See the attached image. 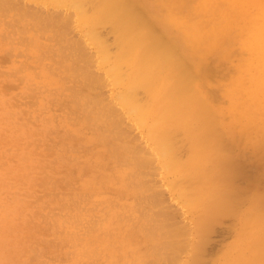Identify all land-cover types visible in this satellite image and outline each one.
I'll list each match as a JSON object with an SVG mask.
<instances>
[{
  "label": "rangeland",
  "instance_id": "374dc122",
  "mask_svg": "<svg viewBox=\"0 0 264 264\" xmlns=\"http://www.w3.org/2000/svg\"><path fill=\"white\" fill-rule=\"evenodd\" d=\"M3 1V6L1 7L6 5L8 9L5 6L4 9L7 11L1 10L2 8L0 7V12L4 11V15H1L2 12L0 13L1 18H3L0 20V256H2L0 257V264H35V262L36 264H88L89 262L90 264H144V261L147 262L146 264H154L155 262V264H264V72H258V68L256 67L257 63L254 60L257 57L252 54L254 49L246 40V34L248 32L246 29L251 24V18L253 16L255 18L260 16L259 11L262 6L258 4L253 6L252 3L256 0H251L252 3L251 1L247 3L235 0L234 2H227L226 4L220 5L218 3L215 5L209 4L208 1L210 0H195L198 4H194L193 0H184L186 3L183 0H179L181 2L179 3L181 4L180 7H182V9H179V5H177L178 0H146L147 3L145 0H128L129 2L132 1L130 3H133L134 7L136 6L135 4L138 5L136 8L139 10H135L138 11L139 15L140 10L145 13L143 15L141 12L143 17L136 13L135 17L149 19L150 26L148 28L155 30L158 37L155 36L153 42L152 40L150 41L151 44L158 42L156 40L161 38L165 41L167 39V42H170L174 46L176 45L175 47L173 46L176 48V50L174 49L175 58L180 54L175 60L178 63V66H176L177 74H181L182 80L187 77V84H185L189 89H186L187 92L191 91V88L192 92H194L193 87L189 86L193 84L196 86L194 88L198 87V90L195 89V91H198L196 92L198 96L201 95L203 97L198 102H195L196 106L190 104L191 108L187 110L188 106H181L180 109V104H177V99L168 101L169 103L176 101V107H174L175 104L174 106L173 104L169 106L167 102L157 103L152 100L153 98H147V95L148 97H152V95L149 94V90H145L144 87L146 85L144 86L142 82L136 85L131 83V81H134V75L138 73L136 72L137 69L134 68L130 60L127 62L124 60V62L122 60H116L115 58L122 49L119 42L120 32L118 27L114 25L115 23L112 20H109L110 23L105 20L102 23H97L98 25L96 22L91 21L98 0H84L83 5L85 6L87 4L86 7L82 5L87 11L83 12L84 17L79 16V13L82 12L80 7L78 9L76 7V10L72 6V1L74 2V0H61V2H59L60 0H34V3L33 0H10L11 3L9 0L7 2L6 0ZM94 1L95 3H93ZM259 1L264 5L263 0ZM236 2L238 5H236ZM187 3L189 4L186 6L185 4ZM92 5L94 9H91L90 6ZM195 5L197 6L196 9L194 8ZM201 5L204 6V9ZM32 6L34 7L33 9ZM16 7L18 9L22 7L19 9L21 11L20 13H17L18 9L16 10ZM25 8H27V11H22ZM28 8L30 9L28 10ZM189 9L192 10L194 16L190 13L191 11ZM30 10L34 11L31 12ZM36 10L40 11L36 13ZM177 10L180 13L178 12L177 14ZM183 11L187 14H184L185 17L187 16L186 18L182 14L184 13ZM187 11H190L191 16L188 15ZM193 11L197 13L194 14ZM23 12V15L27 12L29 16H24V19L21 18L23 15L18 17ZM72 12L75 14H72ZM202 12V15L206 13L205 15L208 17L204 15V18H202ZM70 13L77 17L69 18ZM47 14L52 18L49 20L51 23L55 19L56 25L53 23L50 26H46L52 30L44 27L46 31L42 28L44 32L42 33L41 31V34L40 30L42 29L40 28L39 30L37 25L41 23L39 20L44 19ZM59 15H62L64 21L71 22L70 20H72V27L67 22L62 24L63 20L60 19L62 17ZM214 15L216 16L215 18ZM247 15L249 16L247 17ZM189 16L191 17L190 19ZM163 17L166 20L162 19ZM193 17H196V20ZM15 18L16 20H14ZM58 18V21L61 22H57ZM212 18L215 20L219 18L220 20L218 19V22H216ZM4 19L7 22L13 20L14 25L12 24V26L8 27L7 25L9 24H6ZM191 19L194 23H191ZM188 20L190 21L188 22ZM49 21L47 22L49 23ZM166 21H169L170 26ZM220 21L221 23H219ZM56 22L60 24L57 25ZM195 22H197V25H195ZM23 23L26 24L23 25ZM172 23H175V25ZM41 24H39L40 27H43L46 22L43 23L44 25ZM64 24H67L69 29L67 27L64 28ZM61 25L63 27L61 31L63 32V29L66 30L63 33L60 31L62 34H58L59 31L55 32V30H59ZM81 25L82 27H80ZM21 26L24 27L23 29H25L26 34H24V31L22 34L21 30H19ZM29 26L32 27L30 28ZM52 27L57 28H54L57 36L55 34L53 35ZM94 27L97 28H95L97 30L96 33H100V36L96 35V37L100 38H97V41L94 40L96 39L94 36L96 33L90 34V32H95ZM197 27H200V29ZM229 28L230 30L228 31ZM242 28L244 29L242 30ZM67 29H71L72 36L69 34L70 31L67 32ZM159 30L160 32H157ZM67 33L70 35L69 40ZM49 36H51L52 40H49ZM54 36L58 39V43L60 41L59 39H62L60 36H63V39L58 44ZM184 36H186L187 40ZM204 36L206 37L204 38ZM208 36L210 37L208 38ZM79 38L82 39L79 41ZM116 39L118 42H115ZM77 40L79 43L85 42L84 45H87V49L90 50L84 51L86 47L83 49L84 53L89 52L86 53L87 55L82 54V48L76 47L75 42L78 43ZM69 41L74 42L71 43ZM30 42L32 43L30 44ZM67 43H74L75 47H66L69 46ZM63 45L66 48L64 50L66 54L71 52V50L74 52V48L78 49V51L74 52L76 55L72 56V54H69L70 58H66V54L62 56L61 54L64 51L61 50L59 52V50L62 49L60 46L64 47ZM77 45L79 46V44ZM117 46H120V48ZM58 47L59 50L57 49ZM51 48L53 50L56 48L54 51L59 56L56 54L54 56V51ZM79 50L81 51L79 52ZM108 50L110 52L112 51V53H108V59H111L109 61L105 59V62L102 59H104V55H108ZM175 51L179 53L177 54ZM42 52L46 59L43 58L40 60L39 55L42 58ZM78 53L79 55H83V59L85 58L82 61L79 59L80 63L87 64V68H89L87 70L86 66H83L85 67L84 70H87L84 72H89V75L90 73L92 74V78L88 76L91 83L87 82L89 81L88 78L86 81L85 77H82L85 80L84 82L81 78V70L83 71V69L80 68L78 70L81 74L79 75V79L81 78L82 85L86 82L87 85H92L86 86L88 88L87 90L85 86L82 87H85L87 96L89 92L92 94L89 95L91 98L95 96V101L93 99L92 101L89 96V98L85 97L86 94H84V91H81L77 71L73 68L76 65L75 63L72 64L73 59L69 60L73 57L76 60ZM88 54H91V57L93 54V57H90L92 64L90 63V59H88L89 57H87L89 56ZM110 54L114 56L111 57ZM181 55L183 57H180V59L179 56ZM60 60L64 64L60 63ZM79 61H76L78 63L77 68L82 67L79 66ZM182 61L184 62L183 65ZM120 62H124L121 67L125 65L126 70L124 69L122 71V68V72L120 73L119 69L117 72L120 75L118 73L117 75L120 77L117 79V67L113 68V64L114 67H120ZM59 63L62 65L60 66ZM65 64H67L66 67L64 66ZM71 64L72 68H70ZM129 67L131 68L130 70ZM108 68L109 71L111 68L114 70L112 69L109 73L107 71ZM174 69L175 67H173ZM188 69H190L191 73ZM193 71H196L195 73L197 75ZM101 73L105 76L104 78L101 77ZM75 74H77V78L75 77L77 81L74 79ZM122 75L127 76H124L125 79H123ZM63 76H67L70 80ZM83 76L85 75L83 74ZM99 77L101 81L105 80V82L100 81L103 85L98 83L100 80ZM120 78L123 80H120ZM114 79L122 82H114ZM92 80L95 82H92ZM190 82L191 84H189ZM182 84L174 83L179 88L184 87ZM70 86H74V89L79 88L83 92V95L80 94V91H77L78 94L76 96L80 99L84 97V99L79 100L74 95L73 88H68ZM95 86L98 89H91ZM131 89L137 90L135 91L136 93L132 92L131 94L128 92ZM146 89L148 88L146 87ZM70 90H73V92H70ZM126 91L128 94H126ZM98 92L101 95H98ZM125 94L128 96V99H125ZM135 94V101L133 99L134 97L132 100H129L131 95L135 96ZM96 95L100 97L98 98ZM96 97L102 101V104L107 105L108 103L107 106L110 109L116 110L109 112L111 116L105 112L109 120H106L105 116H102L103 110L105 109L102 107L101 101H99L100 105L94 103L93 107L97 109L93 111L94 109L91 104L97 102ZM181 97L179 98L181 99ZM73 99H75V102H79L78 104L81 105H78L79 107L83 106L82 109L85 108L86 104L84 102L86 101L88 105L90 104V107L87 105L86 110H82L76 105L77 103L75 104L73 102ZM137 99L138 101H136ZM148 99L152 101L151 104H149L150 101ZM124 100L128 101L126 105ZM144 100H147L146 105ZM90 101L91 103H89ZM140 101L145 106L143 104L140 106ZM201 101H204V103L207 102L206 106L209 116L202 108L203 103ZM110 102L112 104L111 106ZM131 102H133V105H131ZM136 102H139L140 107L136 106ZM203 105L205 106V104ZM98 107L102 110L101 115L97 114L100 113ZM89 108L93 112H96V114L91 113ZM110 109L108 108V111ZM132 109L133 112H131ZM160 109L164 112L161 113ZM197 109L199 112H203V114H198ZM88 110L90 112V118L92 117L94 119V117L97 118V115H99L102 123L98 118L95 119V122L93 119L89 121V118L87 119L85 117ZM183 111L189 114L186 113V115L182 113ZM143 114H146V116L142 117V123H144L140 124L141 121L138 117ZM157 114H161L160 117H157ZM181 116L185 117V119H180ZM206 116L210 118L206 119ZM111 119H115L113 121L118 122V127L114 124L116 127L113 128ZM202 119L205 123H203ZM104 120L112 126L105 122L104 125ZM164 121L167 125L170 122L172 124L166 126ZM93 123L98 124L100 128L102 125L105 126L100 131L102 133L106 131L108 137L110 135L111 138H106V133L99 135L100 132L96 130H99V128H97V125H93ZM195 125L198 127L196 128ZM108 127L111 130L114 129V135L117 130L118 134L122 132L119 135L121 137L118 138L116 134L115 138H112L111 133L113 132ZM105 128H108V131ZM175 129L177 130L176 133ZM194 130L196 134L193 133ZM170 131L171 133H167ZM172 131L175 137H172ZM206 131L208 134L212 132L209 136L211 137L210 141H212L210 146L208 145L209 142L207 143L209 137L206 138L208 134L206 137L203 135L207 141L202 136L204 141H206L205 143L200 142V144L197 142V140L203 141L199 133L204 134ZM161 135L166 136V141L171 137L172 140L174 139V142L171 141L174 149L171 148L169 142L171 149L168 152H161L162 149L159 147L161 144ZM105 139L109 140L111 145H109V141H107L109 142L107 144ZM126 141L129 142L126 145L127 147L131 144L134 148H140L138 151L137 149L134 151V148H132V151L145 154V156L143 155L144 158L149 157L148 159L150 161L148 159L145 160V162L148 161L146 162L147 165L145 164L146 166L143 167L142 164L144 161H140L139 159V156L142 157V155L138 154L136 161L139 159L140 163H142L141 165L139 164L141 167L138 169L139 166L137 165L139 162H137V165L135 164V156H132V152L123 150ZM175 142L177 144H175L176 146L173 144ZM112 144H115L116 147H113ZM120 144L123 149L120 148L121 146L117 147ZM196 145H199L200 148L196 147ZM112 147L116 150H113ZM106 149H109L111 152H107ZM147 150L150 151L148 152ZM124 154L129 156L128 161L130 164H128L127 158L125 159L126 161L123 159L125 158V156H122ZM150 157L156 159L154 160ZM214 158L216 159L213 160ZM117 160L122 162L124 160V162L120 164ZM151 164L154 166H151ZM127 167L129 169L135 167V170H127ZM145 167L147 169H144ZM137 169L140 170V174H138L139 171ZM133 171L137 172L134 173ZM122 172H126V174ZM130 174H133L136 179ZM141 181H146L145 184L147 185H141V188H139V182ZM152 187L153 189H150ZM147 192L149 194L152 193L150 195L153 201H151V204L146 200V198L149 199V196L146 197L148 195ZM134 194H137V196ZM139 197H142L144 202ZM137 202L139 204L141 202L140 206L137 205ZM4 207H9L10 209ZM149 208L150 210H148ZM6 211H9L7 212L9 217ZM139 212L143 215H140ZM152 212H157L158 215ZM16 213H18V216ZM77 213L84 214L81 221L75 219ZM10 215H12L13 219H11L12 217ZM156 216L157 219L161 217L160 219L164 220V223L162 220L158 222ZM165 218L168 220L170 226L172 225V229L169 228V224L166 223L167 220L165 221ZM61 219L62 221L60 222ZM8 221L12 225H9ZM139 221H141L140 224ZM75 224L76 226L80 225V228L77 229L79 231L77 235L80 237L89 234L88 231L93 233V247L98 246V248H102L101 251L97 253L94 251V254L91 253L89 255H83L78 252L83 241L78 240L74 242L68 236L73 231V225ZM165 225H168V228ZM113 227L116 232L115 230H111V228L114 229ZM148 228L151 230L149 233ZM115 233L116 235H114ZM163 233L165 237L162 235ZM95 235L100 236L102 239L98 244H96ZM169 235L174 237H169ZM169 241L172 244H168ZM104 242L107 243L105 244ZM161 242L163 245L160 244ZM136 244H139L141 248ZM143 250L146 253L143 254ZM157 253L160 254L158 255ZM36 255L39 257L34 259ZM31 257H33V261Z\"/></svg>",
  "mask_w": 264,
  "mask_h": 264
},
{
  "label": "bare ground",
  "instance_id": "6f19581e",
  "mask_svg": "<svg viewBox=\"0 0 264 264\" xmlns=\"http://www.w3.org/2000/svg\"><path fill=\"white\" fill-rule=\"evenodd\" d=\"M3 1V0H2ZM2 1L0 0V7L1 6H3L2 5ZM24 1V0H23ZM45 1V0H44ZM50 1V0H49ZM57 1V0H56ZM62 1H64V0H62ZM66 1H68V0H66ZM96 1V0H95ZM95 1L93 2V3H95ZM146 1V0H145ZM179 1V0H178ZM184 1V0H183ZM194 1V4H198L197 2H195V0H193ZM235 0H214V1H212V0H210V1H208V3L209 4H211V5H215V4H217L218 3V5H220V4H226L227 2H234ZM239 1V0H238ZM240 1H242V2H247V3H249V1H251V0H240ZM264 1V0H263ZM4 2V1H3ZM6 2H7V0H6ZM9 2H10V0H9ZM18 2V1H17ZM59 2H61V0L59 1ZM59 2H58V4H59ZM75 2V3H74ZM74 2L72 1V6L74 7V9H76V7H77V9H78V7H80V9L82 10V12H81V10H80V12L81 13H79V16H83L84 17V11L85 12H87L85 9H84V7H86L87 6V4L84 6L83 4V2H84V0H74ZM88 2V1H87ZM130 2H132V1H130ZM128 0H98V4H97V7H96V9L94 10V13H93V16L91 17V21L92 22H96V24L97 23H102V22H104L105 20H107L108 22H109V20H112V22H114L115 24V26H117L118 27V29H119V32H120V34H119V42H120V44H121V47H122V49L120 50V52L115 56V58H116V60H122V61H128V60H130L131 62H132V64H133V66H134V68L135 69H137L136 70V72H138L137 74H135L134 75V81H131V83L133 84V85H136V84H140V82H142L143 83V85L145 86L146 85V87L148 88V89H146V87H144L145 88V90H149V94H151L152 95V97H148V95H147V98H150V99H152V100H154L155 102H157V103H159V102H167L168 103V105L170 106V104L172 105L173 104V106H174V104H175V106L174 107H176V101H174L173 103L172 102H168V101H172V100H175V99H177V104L180 106V109H181V106H184V107H186V106H188V109L187 110H189V108H191V106H190V104L191 105H195L196 103L195 102H198L199 100H200V98L202 97L201 95L200 96H198V94L196 93V92H198V91H195V89H197V88H194V87H196L195 85H193V84H191V82L189 83V84H191V85H189L190 87H193V89H194V92H192V88H191V91H188L187 92V90H189L188 89V87H186L185 86V84H187V80H186V78L187 77H185V79H181L182 78V76H180L181 74H177V71H176V66H178V63H177V61H175L176 60V58L178 57V55H180V54H178L176 51V53L178 54L177 55V57L175 58V56H174V49L176 50V48H174L175 46L173 45V44H171L170 42H167L168 40L166 39V41L165 40H162L161 38H159V40H156V41H158V42H155V43H153V44H151V40H152V42H153V38H155V36H157V34H156V32H155V30H152V29H150V28H148V26H150L149 25V19L148 20H146V19H144V18H136L135 17V15H136V13L138 14V11L137 10H139V9H137L136 7L138 6L137 4H135L136 6L134 7V5H133V3L131 4ZM166 2V1H165ZM11 3V2H10ZM30 3V2H29ZM33 3H34V0H33ZM74 3V4H73ZM86 3V2H85ZM89 3H90V1H89ZM89 3H88V5H89ZM92 3V4H93ZM146 3H147V1H146ZM166 3H168V2H166ZM179 3H181L180 1L177 3V5H179V9L181 8L182 9V7H180V5L181 4H179ZM184 3H186V1H184ZM184 3H183V5H184ZM202 3V2H201ZM251 3H252V1H251ZM8 4V3H7ZM12 4H13V2H12ZM15 4V3H14ZM46 4V3H45ZM44 4V5H45ZM76 4V5H75ZM142 4H145V3H142ZM189 3H187V4H185L186 6L188 5ZM193 4V5H194ZM203 4V3H202ZM243 4V3H242ZM261 5L262 7L260 8V11H259V15L260 16H258L257 18H255L254 16L251 18V24L248 26V29H246V31H248L247 32V34H246V40L250 43V45L253 47V53L252 54H254L257 58L256 59H254L255 61H256V67L258 68L257 70H258V72H264V5H263V3L261 2V1H259V0H256V1H254L253 3H252V5L254 6V5ZM24 5V4H23ZM33 5V4H32ZM49 5H50V3H49ZM55 5H56V3H55ZM84 7H83V6ZM91 5V4H90ZM165 5H169V4H165ZM176 5V6H177ZM236 5H238L237 4V2H236ZM235 5V6H236ZM244 5V4H243ZM6 5H4V7H5ZM29 6V5H28ZM28 6H26V7H28ZM59 6V5H58ZM65 6V5H64ZM71 6V7H72ZM95 6V5H94ZM202 6V5H201ZM250 6H251V4H250ZM4 7H1L0 9L1 10H6V9H4ZM30 7V6H29ZM43 7V6H42ZM91 7V9H94V8H92L93 7V5L92 6H90ZM89 7V8H90ZM204 6H202V8H203ZM221 7V6H220ZM226 7V6H225ZM228 7V6H227ZM249 7V6H248ZM6 8L8 9V7L6 6ZM12 8V7H11ZM20 8H22V7H19V9ZM23 8H24V6H23ZM31 8V7H30ZM30 8H28V10L30 9ZM34 7L32 6V9H33ZM44 8H45V6H44ZM60 8V7H59ZM139 8V7H138ZM147 8V7H146ZM177 8V7H176ZM194 8L196 9L197 8V6L195 5L194 6ZM193 8V9H194ZM18 8L16 7V10H17ZM18 9V12L17 13H20L21 11ZM39 9V8H38ZM76 9V10H77ZM135 9H137V10H135ZM187 9H188V7H187ZM191 9V8H190ZM189 9V10H190ZM204 9V8H203ZM206 9V8H205ZM210 9V8H209ZM208 9V10H209ZM212 9V8H211ZM227 9V8H226ZM251 9V8H250ZM10 10V9H9ZM15 10V9H14ZM40 10H41V7H40ZM40 10H36V13L38 12V11H40ZM56 10V9H55ZM55 10H54V12H55ZM65 10V9H64ZM63 10V11H64ZM72 10V9H71ZM165 10H166V8H165ZM168 10V9H167ZM228 10V9H227ZM234 10V9H233ZM243 11H244V9H242ZM7 11V10H6ZM11 11V10H10ZM22 11H27V8H25V10L23 9ZM31 11V10H30ZM32 11H34V10H32ZM31 11V12H32ZM58 11V10H57ZM68 11V10H67ZM74 11V10H73ZM91 12H92V10H90ZM89 11V12H90ZM141 12H142V10H140ZM151 11V10H150ZM191 11V12H190ZM189 12L192 14V10H190ZM217 11H218V9H217ZM217 11H215V12H217ZM2 12V11H1ZM0 12V13H1ZM4 12V11H3ZM1 13V15L3 14L4 15V13ZM30 12V13H31ZM60 12H61V10H60ZM88 12V13H89ZM141 12H139L140 13V15L142 16V14H141ZM178 12H179V10H177V14H178ZM182 12V11H181ZM184 13H182L183 14V16H184V14L185 15H187L186 13H185V11H183ZM188 11H187V13H188V15H190V13H189ZM214 12V13H215ZM252 12V11H251ZM42 13H43V9H42ZM49 13V12H48ZM88 13H86V14H88ZM143 13V12H142ZM180 13V12H179ZM193 13L194 14H196L195 13V11H193ZM218 13V12H217ZM216 13V14H217ZM232 13H233V11H232ZM24 14V12L23 13H21L20 15H18V17L19 16H22ZM35 14V13H34ZM33 14V15H34ZM40 14V13H39ZM52 14H53V11H52ZM57 13L55 12V15H56ZM72 14H75L74 12H72ZM71 13H70V15H69V18L70 17H73L74 18V16H76V15H72ZM145 13H143V15H144ZM203 14V12L201 13V15ZM206 14V13H205ZM204 14V15H205ZM223 14V13H222ZM26 15H27V12H26V14L25 15H23L21 18H23L24 19V16L26 17ZM50 15V14H49ZM139 15V14H138ZM139 15V16H140ZM180 15V14H179ZM193 15V14H192ZM198 15H199V12H198ZM204 15H202L201 17L202 18H204L203 16ZM209 15V14H208ZM240 15H241V13H240ZM239 14H238V16H240ZM254 15V14H253ZM27 16H29V15H27ZM35 16V15H34ZM43 16H45L44 14H43ZM57 16V15H56ZM56 16H55V18H56ZM60 17H62V15H59ZM87 16V15H86ZM165 16V15H164ZM170 16H172V15H170ZM183 16H181V17H183ZM191 16V15H190ZM189 16V19L191 18ZM194 16V15H193ZM218 16V15H217ZM220 16V15H219ZM223 16H224V14H223ZM223 16H222V19H223ZM228 16V15H227ZM249 15H247V17H248ZM33 17V16H32ZM77 17V16H76ZM143 17V16H142ZM174 17V16H173ZM185 17V16H184ZM187 17V16H186ZM185 17V18H186ZM200 17V16H199ZM198 17V18H199ZM200 17V18H201ZM205 17H208L207 15H205ZM210 17V16H209ZM216 16L214 15V18H215ZM230 17H231V15H230ZM9 18V17H8ZM38 18V17H37ZM54 18V17H53ZM146 18H147V16H146ZM148 18H149V16H148ZM194 18V17H193ZM196 18V17H195ZM194 18V19H195ZM197 18V20H199ZM214 18H212V20L214 19ZM228 18V17H227ZM245 18V17H244ZM243 18V19H244ZM1 19H3V18H1V16H0V20ZM26 19V18H25ZM44 19H46L47 21H49L50 19H52V18H50L49 16H48V14H47V16L46 17H44ZM44 19H40L39 21L42 23H45L46 22V24H49V25H44L43 23V27L41 26L40 27V25L39 24H41V23H38V25H37V27H38V29L40 30V28L42 29V28H44V27H46V26H50V25H52L53 23H54V25H56L55 24V19L52 21V23H51V21H49V23L45 20V22H44ZM61 20H63L64 18L62 17V18H60ZM162 19H165L164 17L162 18ZM205 19H207V18H205ZM210 19V18H209ZM219 18H217L215 21L216 22H218L217 20H218ZM5 20V19H4ZM14 20H16V18L14 19ZM42 20V21H41ZM59 20V18L57 19V22H61V21H58ZM70 20V19H69ZM166 20V19H165ZM179 20V19H178ZM181 20V19H180ZM196 20V19H195ZM211 20V21H212ZM220 20V19H219ZM229 20H231V19H229ZM13 21V20H12ZM12 21H6L5 20V23L6 24H9V25H7L8 27H10V26H12V24L14 25V22H12ZM71 22H72V20H70ZM161 21V20H160ZM175 21V20H174ZM177 21V20H176ZM175 21V22H176ZM186 21V20H185ZM190 20H188V22H189ZM248 21V20H247ZM246 21V22H247ZM36 22V21H35ZM56 22V23H57ZM65 22H67L68 23V25L70 26L71 25V22H69V21H64L63 20V22H62V24L63 23H65ZM169 22V21H168ZM167 21H166V23L167 24H169V26H170V23H168ZM172 22V21H171ZM178 22V21H177ZM187 22V21H186ZM198 22V21H197ZM197 22H195V25H197L196 23ZM202 22V21H201ZM233 22V21H232ZM231 22V23H232ZM243 22V21H242ZM30 23V22H29ZM70 23V24H69ZM85 23V22H84ZM110 23V22H109ZM178 23H180V22H178ZM191 23H194V22H192V19H191ZM215 23V22H214ZM219 23H221V21L219 22ZM2 24V23H1ZM26 24V23H25ZM24 23H23V25H25ZM34 24V23H33ZM41 24V25H42ZM60 24V23H59ZM58 23H57V25H59ZM172 24H174L175 25V23H172ZM171 24V25H172ZM186 24V23H185ZM188 24V23H187ZM5 25V24H4ZM4 25H3V28H4ZM53 25V26H54ZM84 25V24H83ZM90 25V24H89ZM98 25V24H97ZM154 25V24H153ZM178 25H180V24H178ZM212 25V24H211ZM104 26V25H103ZM113 26V25H112ZM115 26H113V27H115ZM185 26V25H184ZM194 26V25H193ZM203 26V25H202ZM243 26H245L244 24H243ZM22 27V26H21ZM19 27V30H21V33L23 34V31H24V34H26V32H25V29H23L24 27ZM26 27V26H25ZM30 27V26H29ZM32 27V26H31ZM30 27V28H31ZM56 27H58V26H56ZM61 27V28H60ZM59 27V30H55V32H57V31H59V33L58 34H62L63 32H64V30H66V29H63V32L61 31V29L64 27V28H68V26H67V24L65 25H63V27H62V25ZM71 27H72V25H71ZM80 27H82V25L80 26ZM163 27V26H162ZM175 27V26H174ZM174 27H172L173 28V30H175V28ZM188 27V26H187ZM240 27H241V24H240ZM7 28V27H6ZM13 28V27H12ZM49 29V27H46V29ZM53 28V27H52ZM55 28V27H54ZM54 28H53V35L55 34L56 36H57V33H55L54 32ZM95 28L96 27H94V30H95ZM101 28V27H100ZM148 28V29H147ZM165 28H167V27H165ZM178 28V27H177ZM197 28H199L200 29V27H197ZM196 28V29H197ZM231 28V27H230ZM230 28L228 29V31L230 30ZM247 28V27H246ZM45 28H44V30H46ZM51 29V28H50ZM49 29V30H50ZM55 29H57V28H55ZM69 29V28H68ZM67 29V30H68ZM97 29V28H96ZM117 29V30H118ZM158 29V28H157ZM168 29V28H167ZM191 29H193V28H191ZM203 29V28H202ZM209 29V28H208ZM219 29V28H218ZM244 28H242V30H243ZM28 30V29H27ZM26 30V31H27ZM44 30L42 29V30H40V33H41V31H42V33L44 32ZM52 30V29H51ZM71 30V29H70ZM70 30H68L67 32H69ZM93 30V29H92ZM98 30H100V29H98ZM114 30H116L115 28H114ZM113 30V31H114ZM13 31V30H12ZM47 31V30H46ZM62 33H61V32ZM96 31L97 30H95V32L93 31L92 33L90 32V34H93V33H96ZM181 31V30H180ZM185 31V30H184ZM187 31V30H186ZM192 31H194V30H192ZM197 31H199V30H197ZM217 31V30H216ZM227 31V30H226ZM52 32V31H51ZM88 32V31H87ZM86 32V33H87ZM157 32H160V30L159 31H157ZM188 32V31H187ZM202 32H204V31H202ZM224 32V31H223ZM223 32H221L222 34H223ZM19 33H20V31H19ZM36 33V32H35ZM41 33V34H42ZM85 33V34H86ZM116 33V32H115ZM206 33V32H205ZM15 34V33H14ZM21 34V35H22ZM69 34L72 36V32L70 31L69 32ZM68 33H67V35H69ZM100 34V33H99ZM99 34H95L94 36L96 37V35L98 36ZM160 34V33H159ZM183 34H185V33H183ZM189 34H191V33H189ZM212 34H213V32H212ZM227 34V33H226ZM70 35H69V37H68V40L70 39ZM87 35H88V33H87ZM202 35V34H201ZM205 35V34H204ZM218 35H220V34H218ZM56 36H54L55 38H56ZM75 36V35H74ZM73 36V37H74ZM100 36V35H99ZM117 36V35H116ZM188 36H190V35H188ZM2 37H3V35H2ZM21 37V36H20ZM50 38H49V40H52L51 39V36H49ZM64 37H66L65 35H64ZM91 37H92V35H91ZM90 37V38H91ZM158 37V36H157ZM185 37V39H186V36H184ZM193 37V36H192ZM202 37V36H201ZM206 36H204V38H205ZM210 36H208V38H209ZM4 38V37H3ZM6 38V37H5ZM54 38V39H55ZM60 38H62L63 39V36L61 37L60 36ZM97 38L98 37H96V39H94V40H96L97 41ZM103 38V37H102ZM188 38V37H187ZM199 38V37H198ZM222 38V37H221ZM220 38V39H221ZM25 39V38H24ZM57 39V38H56ZM62 39H59L60 41L62 40ZM82 39V38H81ZM80 38H79V41L81 40ZM89 39V38H88ZM92 39V40H93ZM98 39H100V38H98ZM164 39V38H163ZM189 39V38H188ZM193 39V38H192ZM26 40V39H25ZM71 40H72V38H71ZM93 40V41H94ZM187 40V39H186ZM194 40V39H193ZM213 40V39H212ZM24 41V40H23ZM60 41H59V43H60ZM79 41L77 40V42L78 43H76L75 42V44H76V47H79L80 49L82 48V51L81 50H79V52L81 51L82 52V54L84 55H87L86 53H89V52H86V53H84L83 52V49H84V51L86 50V51H90V50H88L87 49V45L85 46L84 45V43L85 42H81V43H79ZM118 42V40L116 39L115 40V42ZM190 41H191V39H190ZM197 41V40H196ZM220 41V40H219ZM29 42V41H28ZM69 42H71V41H69ZM72 42H74V41H72ZM71 42V43H72ZM95 42V41H94ZM172 42H173V40H172ZM221 42H222V40H221ZM220 42V43H221ZM32 42H30V44H31ZM57 43H58V39H57ZM58 43V44H59ZM105 43V42H104ZM200 43V42H199ZM75 44L73 43V44H68L67 43V45H69V46H66V47H71V46H74L75 47ZM77 44H79V46L77 45ZM82 44V46L80 47V45ZM94 44V43H93ZM95 44H96V42H95ZM94 44V45H95ZM99 45V44H98ZM116 45V44H115ZM118 45V44H117ZM249 45V46H250ZM64 46V45H63ZM174 46V47H173ZM105 47V46H104ZM118 48H120V46H117ZM27 48V47H26ZM60 48H62V49H60L59 50V47L57 48L58 50H59V52L62 50V51H64V50H66V48H65V46L64 47H62V46H60ZM68 49V48H67ZM75 49V51L74 52H76V51H78V49H76V48H74ZM249 49V48H248ZM51 50H53V48H51ZM54 50H56V48L54 49ZM53 50V51H54ZM57 50V51H58ZM70 50V49H69ZM178 50V49H177ZM250 50V49H249ZM43 51V50H42ZM47 52V51H46ZM65 52V53H64ZM64 52H62V56H65V55H63V54H66V51H64ZM74 52L71 50V52H69L68 54H66V58H70L69 57V54H72V56L73 55H76V54H74ZM98 52L100 53V51L98 50ZM101 52H103V51H101ZM106 52V51H105ZM114 52H116V50H114ZM104 53V52H103ZM108 53H112V51L110 52L109 50H108V52H107V54ZM37 54H38V52H37ZM42 54H43V52H42ZM54 56H55V54H56V52L54 51ZM96 54V53H95ZM51 55H52V52H51ZM57 55V54H56ZM83 55H79V53L77 54V58H76V60H75V58L73 57V58H71V59H69V60H72L73 62H72V64L73 63H75V65H76V67H74L73 66V68H75V70L77 71V74H78V76H77V74H75V76H74V79H75V77L77 76L78 77V81H80V83H79V85L81 84V78L83 77H85V80L87 81V78H88V80L89 81H87V82H89V83H91L90 81V79H89V77H91L92 78V74L90 73V75H89V72H84V71H87L89 68H87V64H81L80 63V61H82V60H84L83 59ZM89 56H87V57H89L88 59H90V55L91 54H88ZM111 55V54H110ZM53 56V55H52ZM57 56H59V55H57ZM106 55H104V59H102V60H104L105 62H106V60L105 59H107L108 61L111 59V58H109L108 59V57H109V54L105 57ZM114 56V55H113ZM112 55H111V57H113ZM251 57L253 56V55H250ZM249 56V57H250ZM37 57H38V55H37ZM47 57H49V56H47ZM51 57V56H50ZM80 57V58H79ZM92 57H93V54H92ZM91 57V58H92ZM182 58L183 56L181 55V56H179V58ZM254 57V56H253ZM43 58H45L46 59V57H44V54H43V56H42V58L40 57V55H39V59L41 60V59H43ZM52 58V57H51ZM54 58V57H53ZM180 58V59H181ZM44 59V60H45ZM50 59V58H49ZM55 59V58H54ZM62 59V58H61ZM79 59H80V61H79ZM63 60V59H62ZM66 60H68V59H66ZM92 59H90V63L92 62L91 61ZM253 60V59H252ZM57 61V60H56ZM55 61V62H56ZM61 61V60H60ZM64 61V60H63ZM63 61H61L60 63H62V64H64V62ZM76 61H79V66H82V67H79V68H77V64L78 63H76ZM89 61V60H88ZM124 61V62H125ZM178 61H179V59H178ZM185 61V60H184ZM191 61V60H190ZM67 62V61H66ZM84 62V61H83ZM115 62V61H114ZM114 62H112V63H114ZM124 62H122V63H124ZM58 63V62H57ZM59 63V64H60ZM85 63V62H84ZM87 63V62H86ZM104 63V62H103ZM110 63V62H109ZM121 63V62H120ZM122 63L120 64V67L119 66H115L114 67V64H113V68H116L117 67V69H116V78L118 79L120 76H118V75H120V73L125 69V65H123V67H121L122 66ZM183 61H182V65H183ZM187 63V62H186ZM185 63V64H186ZM24 64V63H23ZM54 64V63H53ZM62 64H60V66L62 65ZM72 64L70 65L71 67L70 68H72ZM92 64V63H91ZM93 64H94V62H93ZM119 64V63H118ZM177 64V65H176ZM26 65V64H25ZM66 65L67 64H65L64 66L66 67ZM95 65V64H94ZM187 65V64H186ZM56 66V65H55ZM83 66H86V68H87V70H84V68L85 67H83ZM127 66H129V65H127ZM64 67V68H65ZM173 67H175V69L173 70ZM19 68H21V67H19ZM26 68V67H25ZM50 68V67H49ZM80 68L81 69H83V71L81 70V74H82V76H81V78L79 79V75H81L80 74V72H78V70H80ZM113 68H111L110 69V71L113 69ZM123 68V69H122ZM126 68H128V67H126ZM191 68V67H190ZM68 69V68H67ZM66 69V70H67ZM119 69H120V73H118L117 71H119ZM121 69H122V71H121ZM131 68L129 67V70H130ZM52 70V69H51ZM73 70V69H72ZM93 70V69H92ZM114 70V69H113ZM126 70V69H125ZM179 70V69H178ZM189 70V72H190V69H188ZM194 70V69H193ZM47 71H48V69H47ZM69 71H70V69H69ZM107 71H109V68H108V70ZM110 71H109V73H110ZM185 71H186V69H185ZM19 72V71H18ZM54 72V71H53ZM92 72V71H91ZM96 72V71H95ZM94 72V73H95ZM114 72V71H113ZM189 72H187V73H189ZM196 72V71H195ZM194 71H193V73H195ZM36 73V72H35ZM51 73V72H50ZM66 73H67V71H66ZM72 73V72H71ZM74 73H75V71H74ZM115 73V72H114ZM117 73H118V75H117ZM127 73V72H126ZM125 73V74H126ZM165 73V74H164ZM191 73V72H190ZM40 74V73H39ZM83 74L85 75V76H83ZM102 74V76L101 77H105V76H103V73H101ZM196 74V73H195ZM256 74H258V73H256ZM72 75H74V74H72ZM98 75H100V74H98ZM197 75V74H196ZM25 76V75H24ZM70 76V75H69ZM89 76V77H88ZM115 76V75H114ZM124 76L126 77L127 75H122V77H123V79H125L124 78ZM187 76V75H186ZM190 76V75H189ZM47 77V76H46ZM50 77V76H49ZM63 77H65V78H68L67 76H63ZM76 77V78H77ZM98 77V76H97ZM96 77V79H98ZM194 77V76H193ZM82 78V80H84ZM184 78V77H183ZM24 79V78H23ZM69 80H70V78H68ZM74 79H73V81H74ZM99 79H100V77H99ZM117 79H114V82H116V81H119V80H117ZM122 78H120V80H121ZM122 79V80H123ZM251 79V78H250ZM63 80V79H62ZM76 81H77V79H75ZM85 80H84V82H85ZM94 80V79H93ZM92 80V82H95V81H93ZM190 80V79H189ZM67 81V80H66ZM75 81V82H76ZM97 81V80H96ZM101 79L99 80V82L98 83H101V82H105V80H103V81H101ZM249 81V80H248ZM247 81V82H248ZM253 81V80H252ZM68 82V81H67ZM72 82V81H71ZM84 82H82V83H84ZM87 82L86 83H84V85H82L81 84V87H80V89H82L81 91H84V94H86L87 92H86V90L88 89L86 86H92V85H90V84H88L87 85ZM120 82V81H119ZM122 82V81H121ZM120 82V83H121ZM189 82V81H188ZM195 82V81H194ZM174 83H176V84H178V83H183L182 85L185 87H181V88H179V87H176L175 85H174ZM74 84H76V83H74ZM86 84V85H85ZM93 84H97V83H93ZM102 84V83H101ZM174 86H173V85ZM195 84H196V82H195ZM78 85V84H77ZM103 85V84H102ZM193 85V86H192ZM198 85V84H197ZM248 85V84H247ZM250 85V84H249ZM67 86V85H66ZM74 86H76V85H74ZM74 86H70V87H68V88H73ZM82 86H85L86 87V90L82 87ZM94 86V85H93ZM98 86V85H97ZM178 86H180V85H178ZM252 86V85H251ZM101 87V86H100ZM189 87V88H190ZM264 87V86H263ZM135 88V87H134ZM80 89L78 88V89H74L73 88V90H74V95L76 96L78 93H77V91L79 92L80 91ZM90 89V88H89ZM91 89H98V88H96V86L94 87V88H91ZM101 89V88H100ZM126 89V88H125ZM137 89V88H136ZM187 89V90H186ZM256 89V88H255ZM262 89V88H261ZM73 90H70V92L72 91L73 92ZM133 90V91H132ZM198 90V89H197ZM45 91V90H44ZM80 91V94H82L83 95V92H81ZM135 91H137V90H134V89H131V91H128V92H130L131 94H132V92H134V93H136ZM263 91V90H262ZM95 92V91H94ZM128 92L126 91V94H128ZM259 92H261V91H259ZM130 93H129V95H130ZM188 93H190V94H188ZM100 94V92H98V95ZM125 94V95H126ZM146 94H147V92H146ZM199 94H200V92H199ZM73 95V94H72ZM73 95V97H75ZM89 95H92L90 92H89ZM88 95V96H89ZM98 95H96L98 98L100 97V96H98ZM101 95V94H100ZM87 96V94L85 95V97H88ZM182 96V97H181ZM77 98H78V96H76ZM82 97V96H81ZM90 97V96H89ZM88 97V98H89ZM96 97V101L97 102H93L91 105H92V107L94 106V103L96 104V103H98V105H100L99 104V101H101V100H99L98 98ZM127 97V98H126ZM126 97H125V99H128V96L126 95ZM130 97V96H129ZM134 97V98H133ZM135 97H136V94H135V96L134 95H131V98H129V100H132V98L134 99V101H135ZM179 97H181V99L179 98ZM83 99H84V97H82ZM81 98V99H82ZM91 98V97H90ZM95 96H93L92 98H91V100L93 99L94 101H95ZM102 98V97H101ZM146 98V99H147ZM203 98V97H202ZM201 98V99H202ZM79 100H81L80 98H78ZM98 99V100H97ZM104 99V98H103ZM106 99V98H105ZM179 99H180V101H179ZM206 99V98H205ZM256 100H258L257 98H255ZM88 100V99H87ZM92 100V101H93ZM149 100V99H148ZM71 101V100H70ZM104 101V100H103ZM125 101V100H124ZM136 101H138V99L136 100ZM147 100H144V102H145V105L147 104V102H146ZM150 101V100H149ZM73 102L76 104L77 102H75V99H73ZM128 101L126 100L125 101V105H126V103H127ZM151 102L152 101H150V103L149 104H151ZM203 104H205V106L202 104V108L205 110V112H206V114L209 116V113H207V106H206V103L207 102H205L204 103V101H201ZM200 102V103H201ZM79 103V102H78ZM76 104L77 106L79 105V106H81L80 104ZM85 104H86V106H85V108L87 107V105H88V103H87V101L86 102H84ZM83 103V104H84ZM89 103H91V101L89 102ZM133 102H131V105H133L132 104ZM199 103V105H201ZM104 104V103H103ZM102 104V101H101V105H102V107L106 110H103V114L101 113V109L98 107V110H100L99 112L100 113H97V114H102V116H105V118H106V120H109V118L107 117L108 115L107 114H109V112L111 111H114L115 109H110V107H108L107 105H108V103H107V105H103ZM129 104V103H128ZM136 104V106H138V107H140L142 104H143V106H145L144 105V103L142 102L141 103V101H140V106H139V102H136L135 103ZM97 105V104H96ZM112 104H111V102H110V106H111ZM130 105V106H131ZM165 105V104H164ZM199 105H198V108H199ZM66 106V105H65ZM78 106V107H79ZM89 107H90V104L88 105ZM104 106H107V107H104ZM150 106V105H149ZM196 106V105H195ZM77 107V108H78ZM83 107V106H82ZM82 107H79V108H81L82 109ZM101 107V108H102ZM115 107V106H114ZM201 107V106H200ZM85 108H83L82 110H84ZM95 107H93V109H94ZM108 108L110 109L109 111H108ZM146 108V107H145ZM160 108V107H159ZM165 108V107H164ZM201 108V109H202ZM97 109V108H96ZM96 109H94L93 111H96ZM138 109V108H137ZM147 109H148V106H147ZM158 109V108H157ZM163 109V108H162ZM174 109V108H173ZM193 109H195V108H193ZM86 110V109H85ZM89 110H91V113H95L96 114V112H93L92 111V109H90L89 108ZM89 110H88V113H87V115H85V117L89 120V121H91L93 118L91 117L90 118V112H89ZM135 110V109H134ZM141 110V109H140ZM149 110V109H148ZM161 110V109H160ZM159 110V111H160ZM164 110V109H163ZM163 110H161L160 112L162 113V112H164ZM178 111H179V109H177ZM186 110V111H187ZM210 110V109H209ZM116 111V110H115ZM136 111V110H135ZM154 111V110H153ZM156 111V110H155ZM196 111H198V109L196 110ZM195 111V112H196ZM79 112H80V109H79ZM83 112H85V111H83ZM82 112V114H84ZM98 112V111H97ZM105 112H107V114L105 113ZM118 112V111H117ZM131 112H133V109H132V111ZM190 112H192V111H190ZM77 113V112H76ZM120 113V112H119ZM149 113V112H148ZM182 113H184V114H186L187 112H185V111H183ZM197 113V112H196ZM187 114H189V113H187ZM186 114V115H187ZM198 114H203V112H199L198 111ZM92 115V114H91ZM110 116H111V114H109ZM136 115V114H135ZM153 115V114H152ZM160 115L161 114H157V117H160ZM119 116V115H118ZM141 116V117H140ZM139 117H138V119L141 121V123L140 124H143L142 123V117L143 116H146V114H143V115H140ZM151 116V115H150ZM80 117V116H79ZM84 117V116H83ZM113 117H114V115H113ZM155 117V116H154ZM97 118L100 120V116L99 115H97ZM97 118H95L94 117V119H93V121L95 122L96 120L95 119H97ZM108 118V119H107ZM122 118V117H121ZM145 118V117H144ZM152 118V117H151ZM202 118H203V116H202ZM210 118V117H209ZM209 118H207V116H206V119H209ZM119 119V118H118ZM137 119V118H136ZM152 119H154V118H152ZM159 119V118H158ZM180 119H185V117H180ZM204 119H205V117H204ZM87 120V121H88ZM113 120H115V119H111V123H113V128L114 127H118V122L117 121H113ZM123 120V119H122ZM156 120V119H155ZM101 121V120H100ZM121 121V120H120ZM124 121V120H123ZM151 121V120H150ZM149 121V122H150ZM176 121V120H175ZM174 121V122H175ZM202 121H203V123H205L204 122V120L202 119ZM105 120L103 121V124L105 125V123H108V122H105ZM165 122V121H164ZM177 122V121H176ZM86 123V122H85ZM101 123H102V121H101ZM136 123V122H135ZM169 123V122H168ZM87 124H89L88 122H87ZM86 124V125H87ZM109 124V123H108ZM114 124H116V126L114 125ZM125 124V123H124ZM123 124V125H124ZM165 124H166V122H165ZM170 124H172L171 122L167 125L166 124V126H169ZM175 125H177L176 123H174ZM173 124V125H174ZM201 124V123H200ZM92 125V124H91ZM93 125H97L98 127L97 128H99V130L98 129H96L97 131H99L100 132V134L99 135H102V134H105L106 133V131L104 132V133H102L100 130H103V129H101L102 127H105V126H103L102 125V127L100 128L99 127V125L98 124H94L93 123ZM109 125H111V124H109ZM122 125V126H123ZM132 125V124H131ZM134 125V124H133ZM82 126H83V124H82ZM88 126V125H87ZM112 126V125H111ZM110 126V127H111ZM143 126V125H142ZM196 126V128L198 127L197 125H195ZM204 126V125H203ZM121 127V126H120ZM119 127V128H120ZM124 127H127V126H124ZM123 127V128H124ZM165 127V126H164ZM183 127V126H182ZM192 127V126H191ZM201 127H202V125H201ZM109 128V127H108ZM107 128V129H108ZM163 128V127H162ZM168 128V127H167ZM167 128H165V129H167ZM175 128V127H174ZM173 128V129H174ZM190 128V127H189ZM106 129V128H105ZM106 129V130H107ZM120 129H122V128H120ZM146 129V128H145ZM179 129V128H178ZM180 129H181V127H180ZM179 129V130H180ZM195 129V128H194ZM95 130V131H96ZM109 130H111L110 128H109ZM114 130V129H113ZM113 130H111V132H113ZM116 130V129H115ZM188 131H189V129H187ZM197 130V129H196ZM211 130V129H210ZM20 131V130H19ZM108 131V130H107ZM148 131H149V129H148ZM174 131V130H173ZM172 131V134H173V136L172 137H175V134H174V132ZM177 132V130L175 129V133ZM93 133V132H92ZM95 133V132H94ZM114 133L115 132H113V133H111V136H112V138H115V135L117 134V137L119 138V137H121V136H119V135H121V133L122 132H119V134H118V130H117V132H116V134L114 135ZM128 133H129V131H128ZM166 133V132H165ZM167 133H171V131L170 132H167ZM193 133H195V130H194V132ZM210 133H212V132H210ZM210 133L208 134L207 133V131H206V133H204V134H202V133H199V134H201V138H202V136L203 135H205V137H206V135L208 134V136L206 137V138H208L209 136H210ZM96 134V133H95ZM97 134V135H98ZM107 134V133H106ZM105 134V136H106V138H109L110 137V135H109V137H108V134L106 135ZM109 134H110V131H109ZM123 134H124V132H123ZM127 134V133H126ZM190 134H191V131H190ZM196 134V133H195ZM194 134V135H195ZM154 135V134H153ZM169 135V134H168ZM96 136V135H95ZM95 136H94V139H95ZM124 136H125V134H124ZM130 136V135H129ZM188 136V135H187ZM97 137V136H96ZM127 137H128V134H127ZM160 137V136H159ZM159 137H157V138H159ZM165 135H161V137H160V143H158V144H160L159 145V147H161V149H162V151L161 152H168L171 148H173L172 147V142H174L171 138V135H170V137L171 138H169V140L168 141H166L165 140ZM193 137V136H192ZM196 137H198V136H196ZM204 137V136H203ZM204 137V138H205ZM111 138V137H110ZM126 138V137H125ZM194 138V137H193ZM206 138H205V140H206ZM213 138V137H212ZM192 139V138H191ZM196 139V138H195ZM198 139V138H197ZM200 139V138H199ZM210 139H211V137H209L208 138V141H207V143L209 142V146H210V144H211V142L212 141H210ZM214 139H215V137H214ZM106 140V139H105ZM111 140V139H110ZM116 140H118V139H116ZM131 140H132V138H131ZM202 140L203 141H201V140H197V142H206V141H204V139L202 138ZM97 141V140H96ZM107 141H109V140H106V142ZM133 141H134V139H133ZM164 141H166V142H164ZM172 141V142H171ZM110 142V141H109ZM109 142H107V144L109 143ZM169 142H170V145H171V148L169 147ZM129 142L128 141H126V144H124L125 145V148L127 147L126 145L128 144ZM168 143V144H167ZM107 144H106V146H107ZM174 145L176 144V142L175 143H173ZM201 144V143H200ZM109 145H111V142L109 143ZM113 145V144H112ZM131 144H129V147H127L126 149L124 148H122V145L120 144V145H117V147L118 146H121L120 148H122L123 150H127V152L129 151V152H132V156L134 157L135 156V161L137 160L136 159V156H137V158H138V154L139 155H142V157H140L139 156V159H140V161H144V163L142 164V163H140V161H139V159H138V161H136V163H135V161H134V163L137 165V162H139L138 163V165L137 166H139V168L138 169H140V165L142 164L143 165V167L144 166H146L147 164H146V162H148V161H146L145 162V160L146 159H148L149 157H147V158H144V156H145V154H140V153H136L138 150H140V148H138V147H135L134 148V146L133 145H131V146H133V147H131L130 146ZM139 145V144H138ZM177 145V144H176ZM175 145V146H176ZM207 145V146H208ZM105 146V147H106ZM115 146V144L113 145V147ZM136 146V145H135ZM146 146V145H145ZM208 146V147H209ZM113 147H112V149H113ZM116 147V146H115ZM178 147V146H177ZM196 147H199L200 148V146L198 145H196ZM108 148V147H107ZM132 148H134V151L137 149V151L136 152H134V151H132L131 149ZM195 148V147H194ZM210 148V147H209ZM130 149V150H129ZM142 149V148H141ZM144 150H145V148H143ZM174 149V148H173ZM196 149V148H195ZM207 149V148H206ZM107 150V149H106ZM113 150H116V149H113ZM151 150V149H150ZM149 150V151H150ZM156 150V149H155ZM108 151H110L109 149L107 150V152ZM148 151V150H147ZM148 151V152H149ZM207 151V150H206ZM111 152V151H110ZM124 152V151H123ZM123 152H121V153H123ZM195 152H197V151H195ZM116 153V152H115ZM120 153V152H119ZM137 154V155H135V154ZM153 153V152H152ZM155 153V152H154ZM208 153V152H207ZM108 154V153H107ZM127 154V153H126ZM176 154V153H175ZM109 155V154H108ZM144 155V156H143ZM147 155V154H146ZM162 155V154H161ZM198 155V154H197ZM111 156V155H110ZM115 156V155H114ZM121 156V155H120ZM123 157L125 156V158H123L124 160L126 159L127 161L129 160L128 159V157L129 156H126L125 154L124 155H122ZM151 156V155H150ZM173 157H174V155H172ZM171 156V157H172ZM132 157V158H133ZM118 158V157H117ZM119 158H121V157H119ZM143 158V159H142ZM151 158V157H150ZM153 158V157H152ZM151 158V159H152ZM134 159V158H133ZM132 159V160H133ZM154 159V158H153ZM156 159V158H155ZM154 159V160H155ZM216 158H214L213 160H215ZM124 160H123V162H124ZM125 160V161H126ZM131 160V161H132ZM149 161H150V159H148ZM163 160H165V158H163ZM114 161V160H113ZM118 162H120V164H122L123 162L122 161H119V160H117ZM176 161V160H175ZM174 161V162H175ZM116 162V161H115ZM122 162V163H121ZM133 162V161H132ZM151 163H153L152 161H151ZM207 163H209V162H207ZM128 164H130V162L128 161ZM135 164H134V166H135ZM140 164V165H139ZM146 164V165H145ZM149 164V163H148ZM123 165H125V164H123ZM153 164H151V166H152ZM177 165V164H176ZM176 165H174L175 167H176ZM128 167H129V165H127ZM133 166V165H132ZM154 166V165H153ZM194 166V165H193ZM127 167V170L129 169ZM166 167H167V165H166ZM124 168V167H123ZM125 168H126V166H125ZM124 168V169H125ZM134 168V169H133ZM133 168H130V169H132V170H135V167H133ZM151 168V167H150ZM155 168V167H154ZM120 169V168H119ZM129 169V170H130ZM137 169V170H138ZM144 169H147L146 167L144 168ZM126 170V169H125ZM139 171V173L138 174H140V170H138ZM149 171V170H148ZM132 172V171H131ZM130 172V173H131ZM134 172V171H133ZM135 172H137V171H135ZM134 172V173H135ZM152 172V171H151ZM150 172V173H151ZM123 173V172H122ZM143 173V172H142ZM216 173V172H215ZM123 174H126V172L125 173H123ZM129 175V174H128ZM130 175H133V174H130ZM144 175V174H143ZM125 177V176H124ZM131 177V176H130ZM140 177V176H139ZM144 177V176H143ZM1 178V177H0ZM129 178V177H128ZM133 178L134 179H136L135 177H134V175H133ZM125 179V178H124ZM130 179V178H129ZM1 180V179H0ZM149 180V179H148ZM147 180V181H148ZM152 180V179H151ZM132 182H134V181H132ZM137 182V181H136ZM140 183V187L139 188H141V185H147V184H145L146 183V181H141V182H139ZM144 183V184H143ZM128 184V183H127ZM135 184V183H134ZM137 184V183H136ZM18 185V184H17ZM138 185V184H137ZM136 185V186H137ZM175 185V184H174ZM135 186V185H134ZM150 186V185H149ZM152 186H154V185H152ZM156 188H158L157 186H155ZM176 187V186H175ZM132 188V187H131ZM135 188V187H134ZM142 188H143V186H142ZM146 188L148 189V187L146 186ZM123 189V188H122ZM129 189V188H128ZM133 189V188H132ZM150 189H153V187L152 188H150ZM155 189V188H154ZM125 190V189H124ZM127 190V189H126ZM145 190V189H144ZM128 192V191H127ZM126 193V192H125ZM148 193V195H146V197H148L149 196V199H147L146 198V200H148V202L151 204V201H152V196H150L152 193H150L149 194V192H147ZM128 194V193H127ZM141 194V193H140ZM146 194V193H145ZM133 195V194H132ZM135 195V194H134ZM138 195H139V193H138ZM157 195V194H156ZM48 196V195H47ZM128 196H130V195H128ZM135 196H137V194L135 195ZM120 197V196H119ZM144 197V196H143ZM157 197H158V195H157ZM160 197V196H159ZM79 198V197H78ZM81 198V197H80ZM137 199V198H136ZM139 199H141V200H143V202H144V199H142V197L140 198L139 197ZM154 199V198H153ZM155 199H156V197H155ZM159 199V198H158ZM157 199V200H158ZM161 200H162V198H160ZM72 200V199H71ZM156 200V201H157ZM77 201V200H76ZM137 201V200H136ZM139 201V200H138ZM37 202V201H36ZM73 202V201H72ZM114 202V201H113ZM142 202V201H141ZM141 202H140V204H141ZM148 202H146V203H148ZM153 202V201H152ZM157 202H159V201H157ZM156 202V203H157ZM14 203V202H13ZM18 203V202H17ZM115 203H116V201H115ZM135 203V202H134ZM4 204V203H3ZM19 204V203H18ZM18 204H16V205H18ZM111 204H112V202H111ZM123 204V203H122ZM121 204V205H122ZM140 204L137 202V205H139L140 206ZM144 204V203H143ZM162 204V203H161ZM1 205V204H0ZM110 205V204H109ZM145 205V204H144ZM153 205V204H152ZM3 206H5V205H3ZM128 206V205H127ZM158 206V205H157ZM12 207V206H11ZM13 207H15V206H13ZM112 207H113V205H112ZM124 207V206H123ZM126 207V206H125ZM132 207V206H131ZM151 207V206H150ZM155 207V206H154ZM4 208H9V207H4ZM137 208H139L138 206H137ZM142 208L143 209H145L143 206H142ZM1 209V208H0ZM10 209V208H9ZM13 209V208H12ZM12 209H11V211H12ZM105 209V208H104ZM124 209V208H123ZM128 209V208H127ZM3 210V209H2ZM108 210V209H107ZM139 210V209H138ZM137 210V211H138ZM148 210H150V208L148 209ZM147 210V211H148ZM14 211V210H13ZM131 211V210H130ZM143 211V210H142ZM153 211V210H152ZM1 212V211H0ZM3 212V211H2ZM7 212H9V211H6V213ZM146 212V211H145ZM51 213V212H50ZM140 213V212H139ZM148 213H150V212H148ZM147 213V214H148ZM152 213H154V214H157L158 215V213L157 212H152ZM160 213V212H159ZM162 213V212H161ZM1 214V213H0ZM8 214V213H7ZM18 213H16V215H17ZM105 214V213H104ZM163 214H166V213H163ZM140 215H143V214H141L140 213ZM145 215V214H144ZM160 215H162V214H160ZM159 215V216H160ZM8 217H9V214L7 215ZM6 216V217H7ZM11 217H12V215H10ZM18 216V215H17ZM90 216V215H89ZM146 216V215H145ZM151 216V215H150ZM164 216V215H163ZM2 217V216H1ZM10 217V218H11ZM15 217V216H14ZM84 217V214H82V213H77L76 215H75V219L77 220V221H81V219ZM104 217V216H103ZM134 217V216H133ZM138 217V216H137ZM166 217L168 218V216L166 215ZM4 218V217H3ZM16 218H19V217H16ZM57 218V217H56ZM73 218V217H72ZM131 218V217H130ZM144 218V217H143ZM161 218V217H160ZM157 219V216H156V219H157V221L159 222V221H161L162 219ZM170 218V217H169ZM11 219H13V217L11 218ZM100 219V218H99ZM155 219V218H154ZM15 220V219H14ZM132 220V219H131ZM167 219L165 218V221H166ZM16 221H17V219H16ZM20 221V220H19ZM62 221V219L60 220V222ZM76 221V222H77ZM90 221V220H89ZM147 221V220H146ZM149 221V220H148ZM155 221V220H154ZM163 221V223H164V220H162ZM11 222H13V221H11ZM75 222V223H76ZM98 222H101V221H98ZM140 222L141 221H139V224H140ZM153 222V221H152ZM158 222H155V223H158ZM66 223V222H65ZM135 223V222H134ZM166 223H168V220L166 221ZM171 223V222H170ZM8 224H9V221H8ZM88 224V223H87ZM92 224V223H91ZM169 224V223H168ZM176 224V223H175ZM6 225V224H5ZM9 225H12V224H9ZM53 225V224H52ZM78 225V224H77ZM96 225V224H95ZM141 225H142V223H141ZM156 225H159V224H156ZM161 225V224H160ZM72 226V225H71ZM121 226V225H120ZM125 226V225H124ZM129 226V225H128ZM172 226V225H171ZM171 226H170V224H169V228H171ZM175 226V225H174ZM177 226V225H176ZM69 227V226H68ZM67 227V228H68ZM73 227H74V229H73V231L68 235L69 237H71V239H72V241H74V242H77L78 240H82L83 242H82V245L79 247V245H78V247H79V251L78 252H80V254H83V255H89V254H91V253H93L94 251H96V253L98 252V251H101V249L100 248H98V246L96 247L95 246V248L93 247L94 245H93V243H94V238L92 237V235H93V233L92 232H90V231H88L89 232V234H87V235H85V236H79V235H77V233H79V231L77 230L78 228H80V225H78V226H76V224L75 225H73ZM94 227V226H93ZM161 227V226H160ZM165 227H167L168 228V225H165ZM9 228V227H8ZM114 228V227H113ZM135 228V227H134ZM147 228V227H146ZM155 228V227H154ZM178 228V227H177ZM6 230H7V228H5ZM66 229V228H65ZM69 229V228H68ZM101 229V228H100ZM121 229V228H120ZM172 229V228H171ZM111 230H115V228L114 229H112L111 228ZM67 231V230H66ZM97 231V230H96ZM131 231H132V229H131ZM151 230L148 228V233L150 232ZM115 232H116V230H115ZM128 232V231H127ZM142 232H143V230H142ZM156 232V231H155ZM155 232H154V234H155ZM126 233V232H125ZM122 234V233H121ZM114 235H116V233L114 234ZM120 235V234H119ZM137 235H139V234H137ZM164 237H165V235H164V233L162 234ZM96 236V235H95ZM163 236H161V237H163ZM172 235H169V237H171ZM179 236V235H178ZM121 237V236H120ZM132 237V236H131ZM130 237V238H131ZM145 237V236H144ZM147 237H149V236H147ZM146 237V238H147ZM172 237H174V236H172ZM127 238V237H126ZM134 238V237H133ZM140 239V238H139ZM162 239H164V238H162ZM100 240H102L101 239V237L99 236H96V244H98V242L100 241ZM143 240H145L144 238H143ZM174 240V239H173ZM184 240V239H183ZM66 241V240H65ZM156 241V240H155ZM165 242V241H164ZM171 241H169L168 242V244L170 243ZM105 243V242H104ZM107 243V242H106ZM105 243V244H106ZM113 243V242H112ZM111 243V244H112ZM130 243H131V241H130ZM135 243H137V242H135ZM139 243V242H138ZM176 243V242H175ZM95 244V245H96ZM116 244V243H115ZM120 244V243H119ZM160 244H162V242L160 243ZM170 244H172V243H170ZM70 245H71V243H70ZM129 245V244H128ZM128 245H126V246H128ZM132 245V244H131ZM136 245H138L140 248H141V246L139 245V244H136ZM159 245V244H158ZM163 245V244H162ZM104 246V245H103ZM108 246V245H107ZM133 246V245H132ZM100 247V246H99ZM106 247V246H105ZM114 247V246H113ZM150 247H151V245H150ZM153 247H155V246H153ZM164 248H165V246H163ZM167 247V246H166ZM55 248H57L56 246H55ZM110 248V247H109ZM129 248H131V247H129ZM161 248V247H160ZM159 248V249H160ZM123 249V248H122ZM127 249V248H126ZM158 249V250H159ZM77 250V249H76ZM104 250V249H103ZM106 250H108V249H106ZM114 250H115V247H114ZM152 250V249H151ZM150 250V251H151ZM155 250V249H154ZM153 250V251H154ZM1 251V250H0ZM32 251H33V249H32ZM105 251V250H104ZM116 251V250H115ZM128 251V250H127ZM138 251V250H137ZM157 251V250H156ZM159 252V251H158ZM31 253V252H30ZM133 253V252H132ZM135 253H136V251H135ZM143 254L144 253H146V252H144V250H143V252H142ZM155 253V252H154ZM167 253V252H166ZM36 254V253H35ZM79 254V255H80ZM94 254V253H93ZM158 255L160 254V253H157ZM157 254H156V258H157ZM76 255H77V253H76ZM163 255V254H162ZM96 256V255H95ZM101 256V255H100ZM127 256V255H126ZM155 256V255H154ZM0 257H2V256H0ZM35 257V256H34ZM37 257H39V256H37L36 255V257L34 258V259H36ZM103 257V256H102ZM105 257V256H104ZM109 257V256H108ZM131 257V256H130ZM134 257V256H133ZM145 257V256H144ZM168 257V256H167ZM112 258V257H111ZM115 258V257H114ZM129 258V257H128ZM132 258V257H131ZM141 258V257H140ZM33 259V257H31V260ZM63 259V258H62ZM67 259V258H66ZM116 259V258H115ZM118 259V258H117ZM146 259V258H145ZM96 260V259H95ZM113 260V259H112ZM138 260V259H137ZM143 260V259H142ZM152 260H153V258H152ZM156 260H158V259H156ZM23 261V260H22ZM26 261V260H25ZM33 261V260H32ZM81 261V260H80ZM79 261V262H80ZM87 261V260H86ZM97 261V260H96ZM144 261V260H143ZM159 261H161L160 259H159ZM51 262V261H50ZM118 262V261H117ZM145 263L144 264H146L147 262L146 261H144ZM148 262H149V260H148ZM155 262V261H154ZM9 263V262H8ZM78 263V262H77ZM119 263V262H118ZM127 263V262H126ZM143 263V262H142ZM149 263H151V262H149ZM153 263V262H152ZM156 263V262H155ZM154 263V264H155ZM13 264V263H12ZM35 264H36V262H35ZM73 264H75V263H73ZM79 264V263H78ZM82 264V263H81ZM88 264H90V262L88 263ZM110 264V263H109ZM112 264V263H111ZM134 264H136V263H134ZM158 264V263H157ZM163 264V263H162ZM174 264V263H173Z\"/></svg>",
  "mask_w": 264,
  "mask_h": 264
}]
</instances>
